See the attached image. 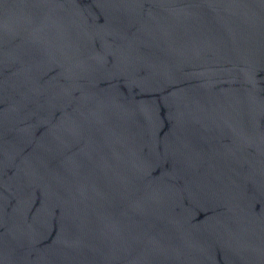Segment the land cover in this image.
Masks as SVG:
<instances>
[{
    "label": "water",
    "instance_id": "obj_1",
    "mask_svg": "<svg viewBox=\"0 0 264 264\" xmlns=\"http://www.w3.org/2000/svg\"><path fill=\"white\" fill-rule=\"evenodd\" d=\"M0 264H264V0H0Z\"/></svg>",
    "mask_w": 264,
    "mask_h": 264
}]
</instances>
